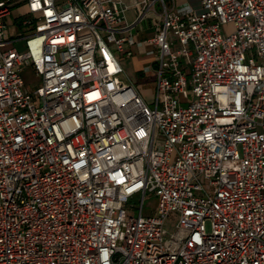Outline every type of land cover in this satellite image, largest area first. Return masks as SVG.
<instances>
[{"label": "built area", "instance_id": "obj_1", "mask_svg": "<svg viewBox=\"0 0 264 264\" xmlns=\"http://www.w3.org/2000/svg\"><path fill=\"white\" fill-rule=\"evenodd\" d=\"M0 264H264V0H0Z\"/></svg>", "mask_w": 264, "mask_h": 264}, {"label": "rangeland", "instance_id": "obj_2", "mask_svg": "<svg viewBox=\"0 0 264 264\" xmlns=\"http://www.w3.org/2000/svg\"><path fill=\"white\" fill-rule=\"evenodd\" d=\"M124 2L126 4H132L133 2H135V0H124ZM26 15V9H25V5H20V6H13L11 9V16L6 18V23L8 25H12L13 19L19 17V16H23ZM134 18V13L133 10H130L127 12V20L129 22H131ZM32 29V27L29 28H23L21 25H18L17 22V26H12L10 28V33L12 36H14L15 34L18 33V31H23L24 34L28 33L30 30ZM223 30L225 32H229L233 30V26L231 23L226 24L223 26ZM176 43V42H175ZM19 49H22V45L18 44L17 45ZM124 57V56H123ZM150 62V59L147 56L144 55H138V54H134L132 57V62L128 61L127 63V72L129 75V78L131 79V81L134 83V85L137 87V89L145 95V99L148 103L152 102L153 97H154V88H155V77H153L152 75L150 76H146L143 73V66ZM21 75L24 79V81L26 82L27 85H30L31 88H36L39 85L40 82V78L38 77H34L31 74V71L29 68H25L22 70ZM186 103H184L183 105H186ZM147 195H150V193H148ZM140 199H141V195L140 194H135L133 196H131L128 199V204L132 205L134 207H137L140 203ZM144 209H148L149 207L151 208H155L156 207V198L154 196H149L148 198L145 199L144 201V205H143ZM132 214L136 215L137 214V208H132ZM176 223H177V216L174 213H171L167 219L165 220L164 223V240L170 238V236L175 232L176 230ZM206 230L210 231L211 230V224L210 221H206Z\"/></svg>", "mask_w": 264, "mask_h": 264}, {"label": "crops", "instance_id": "obj_3", "mask_svg": "<svg viewBox=\"0 0 264 264\" xmlns=\"http://www.w3.org/2000/svg\"><path fill=\"white\" fill-rule=\"evenodd\" d=\"M17 7L18 6H20V5H16ZM11 16V15H10ZM9 16V17H10ZM8 18V17H7ZM128 61H130V62H132V57L130 58V59H127V60H125V62H124V68H125V71H126V74H127V76H128V78H129V75H128V72H127V63H128ZM129 80H131L130 78H129Z\"/></svg>", "mask_w": 264, "mask_h": 264}]
</instances>
